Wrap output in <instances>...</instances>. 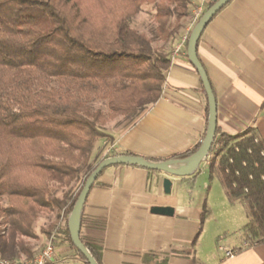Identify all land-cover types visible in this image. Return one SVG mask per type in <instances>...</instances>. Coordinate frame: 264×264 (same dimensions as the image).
I'll return each instance as SVG.
<instances>
[{"label":"trees","instance_id":"trees-1","mask_svg":"<svg viewBox=\"0 0 264 264\" xmlns=\"http://www.w3.org/2000/svg\"><path fill=\"white\" fill-rule=\"evenodd\" d=\"M216 1H204L203 13ZM145 5L154 8L150 35L134 26ZM192 10V0H0V257L36 254L27 240L36 238L37 218L51 213L46 236L56 230V245L88 264L67 219L87 177L111 157L95 160V144L109 137L108 122L121 117L128 126L161 98L167 48ZM204 118L202 139L207 108ZM200 144L151 162L184 159ZM207 158L209 179L217 174L228 201L246 209L244 236L264 242L263 142L252 129L216 128ZM208 213L204 206L193 246ZM81 242L100 264L101 247Z\"/></svg>","mask_w":264,"mask_h":264},{"label":"crops","instance_id":"crops-1","mask_svg":"<svg viewBox=\"0 0 264 264\" xmlns=\"http://www.w3.org/2000/svg\"><path fill=\"white\" fill-rule=\"evenodd\" d=\"M200 3L194 0L193 9ZM192 26L187 19L167 48L171 64L161 98L125 129H109L108 140L95 144V160L106 155L168 159L203 140L207 99L182 43ZM178 45L180 50L174 54ZM196 56L215 98L216 128L229 135L252 129L264 144V0L229 1L203 29ZM209 161L200 163L204 162L207 173ZM199 167L183 178L137 166L107 167L90 189L81 212L80 238L101 247L100 264H264V242L241 246L247 212L239 202L228 201L242 207L245 215L232 214L226 222L232 227L219 232L224 234L222 246L237 249L233 258L225 259L217 250L218 233L214 235L217 243L201 251L211 216L204 221L195 245L191 244L206 205L194 193ZM166 178L171 181L169 194L162 187ZM152 207H171L173 215L153 214ZM35 235L28 239L34 253L47 239L42 230ZM58 249L72 264H82L68 246Z\"/></svg>","mask_w":264,"mask_h":264},{"label":"water","instance_id":"water-1","mask_svg":"<svg viewBox=\"0 0 264 264\" xmlns=\"http://www.w3.org/2000/svg\"><path fill=\"white\" fill-rule=\"evenodd\" d=\"M231 0H217L208 10H206L198 22L192 28L187 41V57L192 66L196 69L200 82L207 99V127L203 140L197 151L184 159H171L164 162H151L142 157L133 155L112 156L101 161L85 180L76 202L67 219V229L73 246L84 256L88 264H97L90 256L80 239L81 212L87 195L99 174L107 167L116 165L137 166L143 169L158 171L174 177H188L192 175L200 163L204 161L210 151L211 144L216 132V102L212 93L207 75L196 56V44L203 31L212 17ZM163 192L170 193L171 181H162ZM151 213L172 216L171 207H152Z\"/></svg>","mask_w":264,"mask_h":264},{"label":"rangeland","instance_id":"rangeland-1","mask_svg":"<svg viewBox=\"0 0 264 264\" xmlns=\"http://www.w3.org/2000/svg\"><path fill=\"white\" fill-rule=\"evenodd\" d=\"M193 1L194 0H192V2ZM153 12V6L145 5L143 6L141 13L138 14L134 20V26L146 35H150V32L154 25L152 17ZM94 107L106 111V106L104 103H96ZM125 127V122L121 117H119L113 121L108 122L103 129H107L106 131L108 132L109 129H125ZM199 175L200 176L197 179L194 193L196 195V198L198 196L200 203H203L204 201L206 202L205 206L206 209L209 211L208 217L211 216V218H213L208 224V232L205 234L201 246V251L205 252L210 248L212 244L220 242L219 245H222L224 234L219 232L221 230H224L225 228L232 227L229 226V224H226V222L229 221L230 216H232V214L240 215L239 218H241L245 215V212L242 207L237 205V203L234 206L230 205L226 198L224 188L217 174H215L213 180H208V173L204 166V162L199 167ZM209 183L210 189L208 190V193V191H206V188ZM77 185L79 184H76L73 189H76ZM54 219V214H41L33 225L34 231L40 234V230H46L47 227L54 222ZM217 233L220 237L218 239L219 241L215 243L214 235ZM232 234L233 233H230L229 235L232 236ZM27 242L29 243L28 240ZM21 257L22 255H20V258Z\"/></svg>","mask_w":264,"mask_h":264},{"label":"built area","instance_id":"built-area-1","mask_svg":"<svg viewBox=\"0 0 264 264\" xmlns=\"http://www.w3.org/2000/svg\"><path fill=\"white\" fill-rule=\"evenodd\" d=\"M206 0H201V3L192 10L191 21L194 24L199 17L203 13V3ZM213 1V0H210ZM185 42V38L182 40V43ZM180 50V45L174 48V54L178 53ZM166 89V86H163L162 93ZM113 146L109 148L112 150ZM62 219L59 222V227L62 225ZM258 242L256 240H251L249 237H245L241 242V246L244 248L252 247L256 245ZM217 250L222 253L225 259L233 258L237 253L236 248L225 247L219 245ZM0 264H72L70 260H68L65 256H62L59 252L58 246L56 245V230L47 237L45 243L42 248L34 254L32 257H22L17 261H11L6 258L0 257Z\"/></svg>","mask_w":264,"mask_h":264}]
</instances>
